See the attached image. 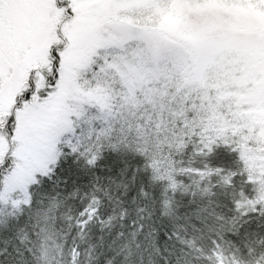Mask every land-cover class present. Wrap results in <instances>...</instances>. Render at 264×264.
<instances>
[{"label": "snow or ice", "instance_id": "1", "mask_svg": "<svg viewBox=\"0 0 264 264\" xmlns=\"http://www.w3.org/2000/svg\"><path fill=\"white\" fill-rule=\"evenodd\" d=\"M0 264H264V0H0Z\"/></svg>", "mask_w": 264, "mask_h": 264}]
</instances>
